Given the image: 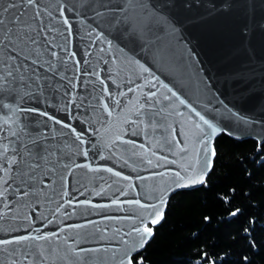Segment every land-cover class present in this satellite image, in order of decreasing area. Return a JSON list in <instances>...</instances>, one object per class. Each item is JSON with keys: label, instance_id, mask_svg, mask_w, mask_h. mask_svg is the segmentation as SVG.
Returning <instances> with one entry per match:
<instances>
[{"label": "water", "instance_id": "1", "mask_svg": "<svg viewBox=\"0 0 264 264\" xmlns=\"http://www.w3.org/2000/svg\"><path fill=\"white\" fill-rule=\"evenodd\" d=\"M10 2L0 264H132L144 226L203 185L216 138L264 144V0Z\"/></svg>", "mask_w": 264, "mask_h": 264}, {"label": "trees", "instance_id": "2", "mask_svg": "<svg viewBox=\"0 0 264 264\" xmlns=\"http://www.w3.org/2000/svg\"><path fill=\"white\" fill-rule=\"evenodd\" d=\"M203 185L173 195L132 264H264V144L221 135Z\"/></svg>", "mask_w": 264, "mask_h": 264}, {"label": "snow or ice", "instance_id": "3", "mask_svg": "<svg viewBox=\"0 0 264 264\" xmlns=\"http://www.w3.org/2000/svg\"><path fill=\"white\" fill-rule=\"evenodd\" d=\"M35 2H36V0H26V3L29 4V5H33V4H35ZM16 7H17V4H16L15 2H10L6 8H0V15H2L3 13H6V12H8L10 9H14V8H16ZM65 22L67 23V21H65ZM3 24H4V21H3L2 19H0V25H3ZM53 55H55V53H53ZM33 63H35V61H33ZM144 71H148V69H144ZM9 75H12V73L10 72ZM0 79H2V80H6V78H4V77H0ZM161 86H162V87H167V85H161ZM168 91L171 92V94H172L173 97H175L176 99H179L180 104H185V100L180 99V97L177 95V93H176L175 91H173L172 88H168ZM150 95H154V93H152V94H150ZM29 111H35V110H29ZM40 115H47V114L41 112ZM197 115H199V113H197ZM48 118H49V119H54V118L51 117V116H49ZM200 119L203 120L204 123L207 124L208 127L212 129V132H213V133L216 132V129H215L211 124H209V122H208L207 120H205L203 116H201ZM55 122H56V123H60V121H58V120L55 121ZM64 126H65V127H68V125H64ZM37 146H38V142H37V141H33V149L37 148ZM5 151H7V146H5ZM213 154H214V153H213ZM39 158H40V157H39V153H37V157H36V159L38 160ZM12 163H15V160H13ZM30 167H33V168L38 167V164L33 163L32 165H30ZM158 219H159V218H157V219H153V220L151 221V223H152V224H156V223L158 222ZM134 231H135L136 233H138V234L141 235L142 240H143L144 242H146V240H147V236H144L143 233H147L148 236H150V235H151V232H152V230H151L150 228H148L146 225H145L144 228H143V233H141V230H140L139 228L134 229ZM53 235H54V234H53ZM26 239H29V237H20L16 242L19 243L21 240H26ZM39 239H45V240H46V239H49V237H47V236H41V237H39ZM3 243H8V242L5 241V242H3ZM81 251H84V250H81Z\"/></svg>", "mask_w": 264, "mask_h": 264}]
</instances>
